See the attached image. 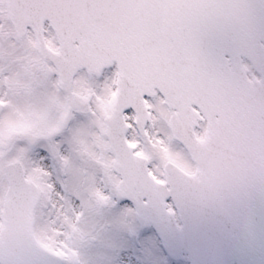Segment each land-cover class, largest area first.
Returning a JSON list of instances; mask_svg holds the SVG:
<instances>
[{"label": "snow or ice", "instance_id": "snow-or-ice-1", "mask_svg": "<svg viewBox=\"0 0 264 264\" xmlns=\"http://www.w3.org/2000/svg\"><path fill=\"white\" fill-rule=\"evenodd\" d=\"M147 225L264 264V0H0V264Z\"/></svg>", "mask_w": 264, "mask_h": 264}, {"label": "rangeland", "instance_id": "rangeland-1", "mask_svg": "<svg viewBox=\"0 0 264 264\" xmlns=\"http://www.w3.org/2000/svg\"><path fill=\"white\" fill-rule=\"evenodd\" d=\"M105 239L106 246L100 251L107 264H187L167 257L152 230L138 229L134 238L126 234H109ZM146 250L151 252L150 256Z\"/></svg>", "mask_w": 264, "mask_h": 264}, {"label": "water", "instance_id": "water-1", "mask_svg": "<svg viewBox=\"0 0 264 264\" xmlns=\"http://www.w3.org/2000/svg\"><path fill=\"white\" fill-rule=\"evenodd\" d=\"M155 229L159 237L161 238L166 252L169 255L175 258H183V254H187V259L191 264H199L201 256L197 244L198 236L192 229L186 226L185 231L183 233H180L176 232L173 226V229L169 236L163 235L160 231L157 230L156 227ZM224 260L225 264H234L235 261H239V257L235 255H226L224 257Z\"/></svg>", "mask_w": 264, "mask_h": 264}]
</instances>
